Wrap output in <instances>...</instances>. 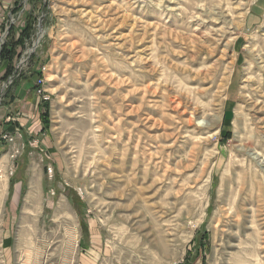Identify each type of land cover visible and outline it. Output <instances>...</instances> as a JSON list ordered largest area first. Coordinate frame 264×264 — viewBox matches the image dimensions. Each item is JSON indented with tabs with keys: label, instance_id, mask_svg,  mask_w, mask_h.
Listing matches in <instances>:
<instances>
[{
	"label": "rangeland",
	"instance_id": "rangeland-1",
	"mask_svg": "<svg viewBox=\"0 0 264 264\" xmlns=\"http://www.w3.org/2000/svg\"><path fill=\"white\" fill-rule=\"evenodd\" d=\"M13 5L0 261L7 227L14 264H77L86 223L97 264H264V0ZM37 74L40 122L3 130L14 85Z\"/></svg>",
	"mask_w": 264,
	"mask_h": 264
},
{
	"label": "crops",
	"instance_id": "crops-1",
	"mask_svg": "<svg viewBox=\"0 0 264 264\" xmlns=\"http://www.w3.org/2000/svg\"><path fill=\"white\" fill-rule=\"evenodd\" d=\"M14 3H15V0H0V16H1L0 17V45L2 43V39H3L5 27H6L5 24H7L10 18L9 15L12 13ZM1 72L2 71H0V75L2 74ZM36 78L37 76L36 77L29 76L27 79L20 78L19 81L16 82V84L14 85L12 93L9 98L10 103L8 105H5V109L9 107L11 108L12 105L13 106L15 105V106H18V113L12 116L9 114V110H8V113H6L7 114L6 119H4V122L1 123L3 130H6V128H8L9 126H14L11 132L15 131V129H19V133L20 132L28 133V130H30L31 128L33 129L35 125L37 126L38 123L40 122L41 120L40 115L42 111L41 110L42 101L35 92L34 82ZM21 80H25L27 82L22 84L20 83L22 82ZM19 83L21 85L19 86V90L17 91V87ZM8 121L10 122L8 123ZM12 122H14L13 125H12ZM17 125L19 126V128H16ZM4 134H7V133H4ZM0 138H2V135H0ZM4 140L8 142L7 139H4ZM4 155L7 156L8 154L6 153V154H3L2 156ZM19 183H20L19 187H22L21 182ZM13 184L14 182L11 181V176H10L9 181L7 183V187L10 189V192L12 193H13V188L15 185ZM18 199H19L18 197L16 198H14L13 196L9 197L8 194L4 199H2V203H4L9 208L8 211H5L6 220L13 219L15 216H17L18 211H16V208L21 203L20 202L21 200L20 199L18 200ZM12 207H14L13 211H12ZM85 225H86L85 229H82V227L80 228L81 244L79 246L80 248L79 254L82 260L77 261V264H97L98 257L96 256L100 255L101 249H99V247L93 243L94 242L92 240L93 237L92 236L90 237V234H89V227L86 223ZM9 231H10L9 228L7 227L4 229V239L1 243V251H2L3 260L0 261V264H14V261L11 259L13 251H11L12 238H11V235L9 234Z\"/></svg>",
	"mask_w": 264,
	"mask_h": 264
},
{
	"label": "trees",
	"instance_id": "trees-1",
	"mask_svg": "<svg viewBox=\"0 0 264 264\" xmlns=\"http://www.w3.org/2000/svg\"><path fill=\"white\" fill-rule=\"evenodd\" d=\"M28 30L27 26L26 29H22L21 32H25ZM25 38H23L22 35H20L14 44L16 45H23ZM14 47L12 46V43H8L6 40L0 49V71H2V74L0 75V78H3L4 80L9 76V74H12L15 70L14 64L12 65V54H13ZM4 68V71H3ZM39 73V72H38ZM39 74H37L38 76ZM42 108L45 110L48 106V101H42L41 102ZM45 112V111H44ZM86 225L83 223L82 229H85Z\"/></svg>",
	"mask_w": 264,
	"mask_h": 264
},
{
	"label": "built area",
	"instance_id": "built-area-1",
	"mask_svg": "<svg viewBox=\"0 0 264 264\" xmlns=\"http://www.w3.org/2000/svg\"><path fill=\"white\" fill-rule=\"evenodd\" d=\"M1 17V16H0ZM22 57V55H21ZM24 61V58H22L19 61V65ZM18 69V64L15 67V71H17ZM45 69V67H43L42 69H40L41 72H43ZM45 79H44V75H38L37 78L35 79L34 82V86H35V92L36 94L40 97L41 101H49L50 99V94L46 91L45 88ZM2 138L7 139V140H11V137L8 134H3Z\"/></svg>",
	"mask_w": 264,
	"mask_h": 264
},
{
	"label": "bare ground",
	"instance_id": "bare-ground-1",
	"mask_svg": "<svg viewBox=\"0 0 264 264\" xmlns=\"http://www.w3.org/2000/svg\"><path fill=\"white\" fill-rule=\"evenodd\" d=\"M216 20V18H215ZM218 21V20H217ZM216 24V23H215ZM215 34V33H214ZM218 35V34H217ZM218 40V39H217ZM211 44V43H210ZM196 53V52H195ZM175 108V107H174ZM207 122V121H206ZM0 187H1V184H0ZM38 187H37V182H35L34 180H32L30 182V185H29V191H28V194H27V199H28V204L30 207H32V205L34 204V200L36 198V195H38ZM0 195H1V190H0ZM38 199V198H37ZM37 203V202H36ZM34 207V206H33ZM61 209L60 211L62 212H65L66 211V208L61 206ZM25 214V213H24Z\"/></svg>",
	"mask_w": 264,
	"mask_h": 264
}]
</instances>
